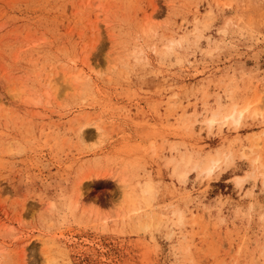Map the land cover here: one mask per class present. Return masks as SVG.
Here are the masks:
<instances>
[{
	"label": "rangeland",
	"instance_id": "rangeland-1",
	"mask_svg": "<svg viewBox=\"0 0 264 264\" xmlns=\"http://www.w3.org/2000/svg\"><path fill=\"white\" fill-rule=\"evenodd\" d=\"M0 264H264V0H0Z\"/></svg>",
	"mask_w": 264,
	"mask_h": 264
},
{
	"label": "bare ground",
	"instance_id": "bare-ground-1",
	"mask_svg": "<svg viewBox=\"0 0 264 264\" xmlns=\"http://www.w3.org/2000/svg\"><path fill=\"white\" fill-rule=\"evenodd\" d=\"M248 109H249V106H247V108L245 109V110H237L235 107H234V109L230 112V114L229 115H227L226 117H225V119L224 120H222L223 121V123L225 124L228 120H231V121H233V122H238V121H240L241 119H242V117H243V115H244V113L246 112V111H248ZM262 112V111H261ZM254 113L256 114V115H261V113L260 112H258V110H254ZM215 121V116H212V118L209 120V124H212L213 125V123H215L214 122ZM230 122V121H229ZM222 123V122H221ZM215 162V161H214ZM213 162V163H214ZM210 170H212V168H210L209 169V171ZM208 171V172H209ZM211 173V172H210ZM120 178V177H119ZM120 180L122 181V186H123V188H126L127 187V184L125 183V181H124V179H122V178H120ZM124 181V182H123Z\"/></svg>",
	"mask_w": 264,
	"mask_h": 264
}]
</instances>
